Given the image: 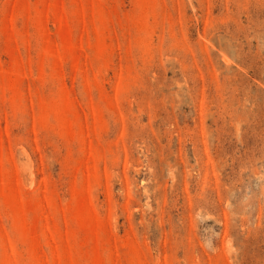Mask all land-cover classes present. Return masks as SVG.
<instances>
[{"label": "rangeland", "instance_id": "374dc122", "mask_svg": "<svg viewBox=\"0 0 264 264\" xmlns=\"http://www.w3.org/2000/svg\"><path fill=\"white\" fill-rule=\"evenodd\" d=\"M0 264H264V0H0Z\"/></svg>", "mask_w": 264, "mask_h": 264}]
</instances>
